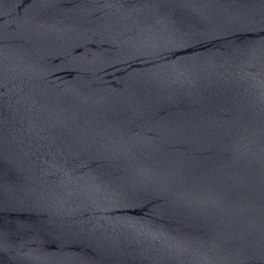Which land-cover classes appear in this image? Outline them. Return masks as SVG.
<instances>
[{
	"label": "water",
	"instance_id": "obj_1",
	"mask_svg": "<svg viewBox=\"0 0 264 264\" xmlns=\"http://www.w3.org/2000/svg\"><path fill=\"white\" fill-rule=\"evenodd\" d=\"M0 264H264V0H0Z\"/></svg>",
	"mask_w": 264,
	"mask_h": 264
}]
</instances>
